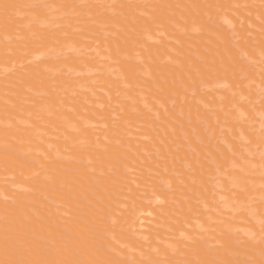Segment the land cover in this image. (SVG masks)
I'll use <instances>...</instances> for the list:
<instances>
[{
	"label": "bare ground",
	"instance_id": "1",
	"mask_svg": "<svg viewBox=\"0 0 264 264\" xmlns=\"http://www.w3.org/2000/svg\"><path fill=\"white\" fill-rule=\"evenodd\" d=\"M262 19L0 0V264H264Z\"/></svg>",
	"mask_w": 264,
	"mask_h": 264
},
{
	"label": "rangeland",
	"instance_id": "2",
	"mask_svg": "<svg viewBox=\"0 0 264 264\" xmlns=\"http://www.w3.org/2000/svg\"><path fill=\"white\" fill-rule=\"evenodd\" d=\"M259 21H260L261 25H264V22H263L264 20L263 19L262 20H259ZM256 30L258 32H262V31L264 32V30H262L261 28H258V29L256 28Z\"/></svg>",
	"mask_w": 264,
	"mask_h": 264
}]
</instances>
